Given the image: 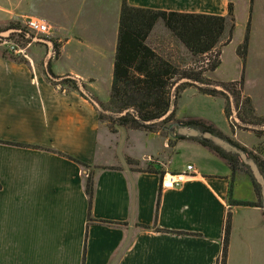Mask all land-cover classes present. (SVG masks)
Instances as JSON below:
<instances>
[{"label":"crops","instance_id":"crops-1","mask_svg":"<svg viewBox=\"0 0 264 264\" xmlns=\"http://www.w3.org/2000/svg\"><path fill=\"white\" fill-rule=\"evenodd\" d=\"M121 2L0 0V28L22 27L29 17L53 28L48 37L20 34L22 46L5 37L15 51L0 45V264H81L84 245V264H216L227 212L226 264H264V197L249 167L233 170L199 140L176 135L179 124L202 122L264 163V133L240 128L233 108L227 117L225 98L185 88L165 133L111 129L99 120L98 106L108 102L113 78ZM127 3L223 17L231 5L234 26L227 19L218 65L202 76L217 84L241 81V94L264 118V0ZM247 27L243 61L237 47ZM156 31L160 36L152 38ZM165 37L175 57L192 58L161 21L148 41L156 49ZM48 73L74 78L83 88L54 83ZM188 92L214 103V110L193 104L190 114L183 112L177 101ZM65 155L93 171L90 222L86 171ZM189 164L193 172L180 187L161 190L163 178Z\"/></svg>","mask_w":264,"mask_h":264},{"label":"trees","instance_id":"trees-1","mask_svg":"<svg viewBox=\"0 0 264 264\" xmlns=\"http://www.w3.org/2000/svg\"><path fill=\"white\" fill-rule=\"evenodd\" d=\"M227 19L232 22L231 26L233 27L234 17L231 5L229 6L228 16L223 17L208 14L178 13L137 8L129 5L127 0H122L109 99L106 104H100L98 106L99 120L102 121L105 117H108V119H112L120 127L146 132L160 131L161 133H165L171 130L166 125L175 115L173 108L180 92L187 87L193 86L200 93L225 98V115L227 117L231 116L232 107L239 120L240 128L251 130L255 134L264 133V131L260 130V126L264 123V118L255 115L251 100L241 94V81L236 80L226 84L221 83L227 92L219 91L213 87L215 82L202 76L203 72L179 69L169 59L161 56L148 41L155 24L161 21L169 34L186 49L190 56L195 57L219 44ZM2 30L0 28V32ZM247 43L248 27L243 42L237 47V54L243 61L246 58ZM217 65L218 60L213 62L206 71L215 69ZM53 77L55 79L51 81L54 83H60L73 88H76L78 86L77 84H79L83 88L79 81L74 78ZM176 82L178 83L177 87L172 91L171 86ZM122 111H126V113L120 115L119 113ZM163 116L165 117L159 120ZM183 125L197 126L202 130L221 136L211 126L202 122L188 121ZM233 125L234 122H232L231 126ZM225 140L248 155V158L257 166L264 180V163L234 141L228 138H225ZM199 141L226 160L233 170L239 167V165L246 166L237 154L227 151L209 140L201 139ZM58 153L63 155L60 152ZM65 156L75 161L86 171L84 189L88 198V220L90 222L93 220L90 215L94 192L93 171L88 170L90 167L88 164L72 156ZM127 161L129 164L138 165V161L136 160L128 159ZM246 167L248 168V166ZM248 170L250 171L249 168ZM146 171L153 172L150 167H146ZM160 175L162 177L163 174L160 173ZM253 181H255L254 178ZM255 185L261 192L260 186L256 181ZM159 202L160 195L158 194L156 199V213ZM233 203L261 206L259 202L252 201H234ZM230 227L231 214L227 212L223 226L221 254L216 264H226ZM156 229L159 230V228ZM84 258L85 245L81 264H84Z\"/></svg>","mask_w":264,"mask_h":264},{"label":"built area","instance_id":"built-area-1","mask_svg":"<svg viewBox=\"0 0 264 264\" xmlns=\"http://www.w3.org/2000/svg\"><path fill=\"white\" fill-rule=\"evenodd\" d=\"M22 31L40 37H48L53 28L49 22L44 19L29 17L23 22ZM0 45L7 47L9 50L15 51L14 44H11L6 38L0 37ZM220 47L216 45L209 51L199 54L194 59L185 64L184 69L194 72H205L213 62L219 60ZM193 172V166L187 165L186 171L172 173L169 179L163 178L160 183L161 190L178 188L184 182V178Z\"/></svg>","mask_w":264,"mask_h":264},{"label":"rangeland","instance_id":"rangeland-1","mask_svg":"<svg viewBox=\"0 0 264 264\" xmlns=\"http://www.w3.org/2000/svg\"><path fill=\"white\" fill-rule=\"evenodd\" d=\"M9 28H11V29H22L21 27H14V28L13 27H9ZM6 29H8V28H6ZM3 30H5V29H3ZM19 35H20V33H18V32H11L8 35V37H10L12 39V41H13V43L15 45L22 46V45L26 44V42ZM159 36H160L159 31H156L155 34H154V36H152V38H157ZM164 40H165V42L164 43L162 42L163 44L161 46H155L154 45V47L157 49V50L156 49L155 50L161 56H163L166 59H169L171 62H173L175 65H177L179 67V69L186 70V69H184L183 65L186 64L187 61L189 62V61L193 60L194 58L192 57L190 60H188V59H186L185 56H180V57L176 56L175 57L174 56L175 55L174 53H175L176 50H173V45L172 46L169 45V44H173V43H171L170 37H165ZM164 45H165V48H164ZM173 57L175 58V61H174V58ZM177 58L179 59V63L176 61ZM229 70H231L230 65H229ZM214 84L221 85L223 87V85L220 84V83L219 84L214 83ZM176 87H177V82L171 86V90L172 91L175 90ZM177 103H178L179 108L182 109L183 112H186V113H189V114L194 109V107H193L194 105L193 104H195V106L196 105H199L202 108H207L209 110H214V108H215V104L214 103L208 102L207 100H205L204 98H202L201 95H197L195 97H192V95H191L190 92L183 94L182 95V98L180 100H178ZM235 117L237 118V115H235ZM102 121L107 124L108 128L114 129V127L117 126L113 122V120L112 119L111 120L108 119V117H105ZM166 126H168V124ZM146 167L147 166H145L144 168H146Z\"/></svg>","mask_w":264,"mask_h":264},{"label":"water","instance_id":"water-1","mask_svg":"<svg viewBox=\"0 0 264 264\" xmlns=\"http://www.w3.org/2000/svg\"><path fill=\"white\" fill-rule=\"evenodd\" d=\"M11 32H18V33H24L26 35H29L25 32H23L21 29H5L3 31L0 32V37H8V35ZM36 39H38L39 41H46L45 39L39 38L37 37ZM48 75L55 79L50 73H48ZM178 84V83H177ZM213 87L219 91H223V92H227L221 85H216L214 84ZM126 113V111H122L119 114L120 115H124ZM165 116L161 117L159 120H162ZM176 135L178 136H186V137H190V138H194L197 140H201V139H206L211 141L212 143L222 147L223 149L227 150V151H231L235 154H237L239 156V159L246 165L249 167L253 177L257 180V182L260 184L261 186V190L263 193V197H264V180L257 168V166L255 165V163L250 160L248 158V155L243 152L241 149L233 146L231 143H229L227 140H225V138L218 136L216 134H213L209 131H205L200 129L197 126H187V125H183V124H179L176 128Z\"/></svg>","mask_w":264,"mask_h":264},{"label":"bare ground","instance_id":"bare-ground-1","mask_svg":"<svg viewBox=\"0 0 264 264\" xmlns=\"http://www.w3.org/2000/svg\"><path fill=\"white\" fill-rule=\"evenodd\" d=\"M169 179V176H167V180Z\"/></svg>","mask_w":264,"mask_h":264}]
</instances>
